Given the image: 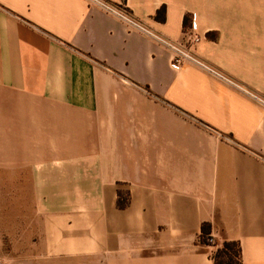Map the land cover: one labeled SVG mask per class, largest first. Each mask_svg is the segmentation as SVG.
I'll use <instances>...</instances> for the list:
<instances>
[{"label": "crops", "instance_id": "crops-1", "mask_svg": "<svg viewBox=\"0 0 264 264\" xmlns=\"http://www.w3.org/2000/svg\"><path fill=\"white\" fill-rule=\"evenodd\" d=\"M122 5L231 83L87 0H0V263L264 264V0Z\"/></svg>", "mask_w": 264, "mask_h": 264}, {"label": "built area", "instance_id": "built-area-1", "mask_svg": "<svg viewBox=\"0 0 264 264\" xmlns=\"http://www.w3.org/2000/svg\"><path fill=\"white\" fill-rule=\"evenodd\" d=\"M88 3L99 7L104 12L114 16L119 21H121L129 31L138 32L157 44L164 46L169 50L170 53V61L174 67H179L184 64H192L200 67L201 69L209 72L211 75L222 79L228 83H231L224 76L219 74L214 69L208 67L201 60H199L195 54L191 51V47L197 44L200 40V37L197 34L191 32L190 29L184 28L181 32V37L178 42L171 41L151 30L149 27L145 26L137 19H135L129 11L124 9L121 6H116L107 3L104 0H87ZM234 85V84H233ZM258 102H260L264 106V101L253 96ZM208 244H213L214 240L211 237L207 238Z\"/></svg>", "mask_w": 264, "mask_h": 264}, {"label": "trees", "instance_id": "trees-1", "mask_svg": "<svg viewBox=\"0 0 264 264\" xmlns=\"http://www.w3.org/2000/svg\"><path fill=\"white\" fill-rule=\"evenodd\" d=\"M126 0H120L121 7ZM154 19L162 21L164 19V8L159 9L155 15ZM208 224H203V229L207 227ZM207 243V239L204 241ZM211 260L213 264H241L240 260V248L238 243L232 241H224L221 246L215 249L211 254Z\"/></svg>", "mask_w": 264, "mask_h": 264}, {"label": "rangeland", "instance_id": "rangeland-1", "mask_svg": "<svg viewBox=\"0 0 264 264\" xmlns=\"http://www.w3.org/2000/svg\"><path fill=\"white\" fill-rule=\"evenodd\" d=\"M0 264H2V263H0Z\"/></svg>", "mask_w": 264, "mask_h": 264}]
</instances>
